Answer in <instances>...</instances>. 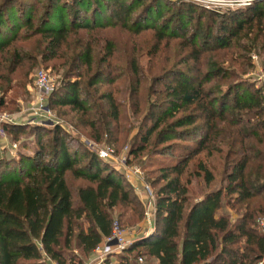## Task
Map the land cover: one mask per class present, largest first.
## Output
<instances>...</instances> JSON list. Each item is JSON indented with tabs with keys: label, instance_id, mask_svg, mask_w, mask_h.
I'll return each instance as SVG.
<instances>
[{
	"label": "trees",
	"instance_id": "16d2710c",
	"mask_svg": "<svg viewBox=\"0 0 264 264\" xmlns=\"http://www.w3.org/2000/svg\"><path fill=\"white\" fill-rule=\"evenodd\" d=\"M10 1L0 5V109L5 94L29 82L37 60L63 58V78L47 104L57 113L68 109L73 128L98 143L119 123L116 81L140 74V57L117 62L102 32L151 31L158 45L180 42L182 56L169 70L131 89L147 107L128 157L140 167H154L153 156L175 160L146 173L143 167L151 186L156 170L162 182L153 232L104 263L263 262L264 233L256 224L264 218L263 87L241 76L254 68L253 53L264 56V1L223 13L189 0H33L24 13L20 5L9 9ZM5 128L13 140L29 130L37 148L31 156L0 157V264H85L115 219L122 226L121 219L141 220L142 203L122 171L64 128ZM215 155L222 170L212 189ZM68 177L80 184L73 188ZM193 182L205 187L200 196L191 195ZM226 199L236 222L220 212Z\"/></svg>",
	"mask_w": 264,
	"mask_h": 264
},
{
	"label": "rangeland",
	"instance_id": "374dc122",
	"mask_svg": "<svg viewBox=\"0 0 264 264\" xmlns=\"http://www.w3.org/2000/svg\"><path fill=\"white\" fill-rule=\"evenodd\" d=\"M6 1L7 0H0V5ZM32 1L33 0H11L9 3L11 5L10 7L9 6L8 7L9 9H12L13 7H18L20 5L21 6L20 8L21 9L23 8L24 13H26L29 11V9L25 7L32 5L33 4ZM189 1L197 2L194 0H189ZM212 7L213 8H211V10H214L213 13H223V12L236 8V7H228V6H212ZM2 11L3 9H0V13H2ZM11 13H12L11 15H14L13 12ZM41 13H42V10L40 9V7H38L35 17H40ZM21 17H25V16L22 15ZM102 33H104L108 41H110L113 44L114 49L116 50V53L118 55L116 57L117 62H119L120 60L124 61L125 59L128 58V55H132V53H134L136 57H140L139 58L140 74L138 75V77L130 76V74L128 73L129 74V75L127 74L128 76H125V77L122 76L120 80L116 81L117 83L116 88H118L117 89L118 92H116V97L120 101V103L123 105L119 110L120 118H119V123H117V129H115V126L114 127L112 126L113 128L109 131L110 133L104 134L103 141L98 143L90 139L89 137H87L84 133L80 132L78 129L73 128L74 127L73 124H71L68 120L69 116H65L66 112L69 111L68 109L67 110L62 109L58 113L52 109L50 110L52 111V113L55 115V117L59 121H62L60 127L64 128L72 137L79 139L80 142L89 151L92 152L88 143H93V144L95 143V145H97L99 148H106V147L111 148L114 151L115 158L109 159L108 161H105V162L111 164L118 171L119 170L122 171L124 179L131 186V188L133 189L134 193L137 195L140 202L142 201L143 197L145 198L141 187L144 188V186L147 185L153 194L154 205H155V191L157 187H160L162 185V182L160 181L161 176H159V172L157 170L152 173L151 178L153 179L156 177L158 181L157 186H155L156 188H154V186H151L148 182H146V176L144 175V171L146 173L148 171L158 169V167H161V168L167 167L168 165H172L175 160L161 157V156H153L154 167L143 166L145 168L144 170V168L142 166L140 167V165L137 164L136 161H134L132 157L127 158L125 156L126 154L125 151L129 152L130 150L131 140L133 139V136L137 131L139 123L142 120L141 119L142 114L147 107V105L143 102L142 95L140 93L137 95H134L135 92L133 93L131 89L134 87L136 81H139V83H143L142 85H149L150 82L153 81L154 78H157L163 75L167 70H169L173 62L178 61L180 57L182 56V54L180 53V48H179L180 42L178 40H168V41H163L161 44L158 45L155 40L154 33L151 31H146L137 36H134L127 30L120 29V28H111ZM125 52H127V54L124 57ZM252 56H255L254 59L251 57V60L254 63V68L251 69L247 74L241 77L243 80L249 79L252 82L256 83L258 87H262L263 80L259 81L258 79L259 77H262V79H264V70H263L264 69V56L262 55L259 56V54H256V53H253ZM63 62H64L63 58H58L55 61H51L47 63H42L40 60H37V65L32 70H30V72L28 73L27 78L29 82L24 84L23 86L24 88L21 90H18V89L13 90L5 94V96H3L2 99H3L4 104L0 109V114L1 113H19L21 110L27 109L29 107V105L32 102L33 95H34L33 79H34V74L37 70L43 69L44 71H46L47 74L50 76V78L53 80L54 85L58 87L63 78V70L58 67H62L61 64ZM215 83H218L217 79H215L212 83L208 84L207 87H215L213 86L215 85ZM134 101H136L135 103H137V105L139 103V106H140V108L137 109L138 111L137 114H134L133 108H132ZM55 126H59V125H55ZM50 127L52 128L54 126H50ZM109 134L111 135V138ZM45 137L47 138H43L44 142L50 139L51 135L49 134ZM9 138L11 139L10 136ZM111 139L114 140L115 143L111 142L110 141ZM11 140L19 142V148L16 152L17 157H19L20 155L31 156L33 155V151L37 148V143H36L37 140L33 138V136H31V132L29 130H26L22 134H16L15 140L13 139ZM124 156L126 157L127 162L125 163L124 161V164H123L121 163V160L123 159ZM210 166L216 176V181L212 187V189H214L217 186H219V180H220L221 170H222V164L219 161V158L217 155H215L211 159ZM132 167H138L139 169H141L143 175L140 176V181H137L135 178L133 179L132 177H129V181H130L129 183L128 180L125 178L124 174L125 172L131 171ZM68 179H70L69 184L73 188H76L80 184L79 181L72 180L70 177H68ZM132 185L142 190L141 194L138 195L136 191L134 190V188L132 187ZM189 191L193 197H197L198 195L200 196L202 192L205 191V187L200 183L193 182L191 187L189 188ZM147 201L149 200H147V197H146V200L144 199L141 202L142 203L141 205L143 206V216L141 220L136 221L137 215H134L132 220L129 219V221L127 222L124 219H121L122 220L121 222L124 225L123 227L128 228L131 231L132 240L134 242L143 237H146L147 232L150 231L148 230L150 229L147 226L148 224H145V220H144V213L146 212L145 204L147 203ZM227 202H228V199L224 201L223 208L220 210V212L226 215L227 217H229V220L231 222H236L238 214H236V210H233L230 207V205L226 204ZM114 217L117 218L116 212H115ZM152 219L153 220L151 224L154 223L155 212H154ZM151 228L153 230V226ZM137 233L139 235H137ZM75 255H78V254H75ZM142 264H155V262L148 261L147 263H145L144 261ZM258 264H264V261Z\"/></svg>",
	"mask_w": 264,
	"mask_h": 264
},
{
	"label": "built area",
	"instance_id": "2783aa9c",
	"mask_svg": "<svg viewBox=\"0 0 264 264\" xmlns=\"http://www.w3.org/2000/svg\"><path fill=\"white\" fill-rule=\"evenodd\" d=\"M201 4L207 9L213 8L212 6H228V7H245L249 6L255 1L264 0H194ZM254 59L255 56H252ZM259 81L263 80V99H264V79L259 77ZM34 95L31 104L27 109L21 110L19 113H1L0 114V157H17V150L19 148V142L12 141L6 130V126L14 125H45L55 126L61 125L62 121H59L50 110L47 101L51 93L56 88L53 80L43 69L37 70L34 74L33 79ZM90 149L97 157L103 161L114 159L115 154L111 148H99L95 143H88ZM125 156L128 158V151H125ZM123 157L121 163L127 162L126 157ZM123 161V162H122ZM121 171V170H120ZM140 174V175H139ZM125 178L129 181V177L135 178L140 181V176L143 175L141 169L138 167H132L131 171L125 172ZM136 193L139 195L143 190L144 196L142 201L147 197V203L145 204L146 212L144 213L145 224L151 228L153 224L152 218L155 212V205L153 194L147 185L140 190L139 188L132 185ZM141 201V202H142ZM257 228L264 233V218L257 220ZM134 241L132 240L131 231L128 228L123 227L117 219L112 223L111 234L107 237L102 244L96 247L93 251V256L87 264H105L107 256L112 254H119L124 249L129 247ZM138 263L144 262L142 257L138 258Z\"/></svg>",
	"mask_w": 264,
	"mask_h": 264
},
{
	"label": "crops",
	"instance_id": "0c3cea01",
	"mask_svg": "<svg viewBox=\"0 0 264 264\" xmlns=\"http://www.w3.org/2000/svg\"><path fill=\"white\" fill-rule=\"evenodd\" d=\"M148 230H150L149 232H147V236L148 235H150L152 232H153V230H152V228H150V229H148ZM137 235H139L138 233H137ZM136 235V236H137ZM93 255H91V256H89V258H87V260H85V264H87L88 262H89V260L91 259V257H92ZM109 264H116V261L112 258L111 260H110V263Z\"/></svg>",
	"mask_w": 264,
	"mask_h": 264
}]
</instances>
